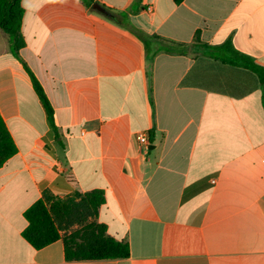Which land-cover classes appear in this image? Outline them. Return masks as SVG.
<instances>
[{
  "label": "crops",
  "instance_id": "0c3cea01",
  "mask_svg": "<svg viewBox=\"0 0 264 264\" xmlns=\"http://www.w3.org/2000/svg\"><path fill=\"white\" fill-rule=\"evenodd\" d=\"M22 6L19 58L0 39V115L16 146L0 169V264H264V88L211 58L231 39L264 67V0ZM140 35L188 49L151 63ZM94 190L105 194L98 222L129 244L128 258L69 261L63 239L41 250L24 239L25 212L46 191Z\"/></svg>",
  "mask_w": 264,
  "mask_h": 264
},
{
  "label": "trees",
  "instance_id": "16d2710c",
  "mask_svg": "<svg viewBox=\"0 0 264 264\" xmlns=\"http://www.w3.org/2000/svg\"><path fill=\"white\" fill-rule=\"evenodd\" d=\"M184 1L173 0L176 5ZM24 12L22 0H0V30L9 36L12 50L18 58L20 50L25 46L22 35ZM112 17L118 18L115 14H112ZM139 37L146 47L151 63L160 52L186 54L188 49L187 45L166 41L157 36ZM195 42L201 47L211 48L200 43L199 36H196ZM212 48L216 51V57H211L212 59L216 58L223 64L252 71L258 76L264 88V67L237 51L231 39ZM21 62L44 108L50 129L57 135L54 108L38 78L27 64ZM15 153V143L0 115V169ZM104 203L105 194L101 190L84 194L77 192L64 199L55 198L46 191L43 199L25 212L28 227L23 232V237L36 250L63 239L66 258L69 261L128 258L129 244L110 236L106 225L98 222L99 211Z\"/></svg>",
  "mask_w": 264,
  "mask_h": 264
},
{
  "label": "built area",
  "instance_id": "2783aa9c",
  "mask_svg": "<svg viewBox=\"0 0 264 264\" xmlns=\"http://www.w3.org/2000/svg\"><path fill=\"white\" fill-rule=\"evenodd\" d=\"M138 143L144 147H149L150 141L148 136L145 133H139L136 135Z\"/></svg>",
  "mask_w": 264,
  "mask_h": 264
},
{
  "label": "water",
  "instance_id": "95a60500",
  "mask_svg": "<svg viewBox=\"0 0 264 264\" xmlns=\"http://www.w3.org/2000/svg\"><path fill=\"white\" fill-rule=\"evenodd\" d=\"M94 8H95L98 12L102 13L103 15L111 16V14L109 13V11L106 10L105 8H103V7H102L101 5H99V4H95Z\"/></svg>",
  "mask_w": 264,
  "mask_h": 264
},
{
  "label": "rangeland",
  "instance_id": "374dc122",
  "mask_svg": "<svg viewBox=\"0 0 264 264\" xmlns=\"http://www.w3.org/2000/svg\"><path fill=\"white\" fill-rule=\"evenodd\" d=\"M4 38H9V36L6 35V34H4V33H2V32L0 31V39L2 40V39H4ZM192 53H193L196 57L202 59V54H200L199 52H192Z\"/></svg>",
  "mask_w": 264,
  "mask_h": 264
}]
</instances>
